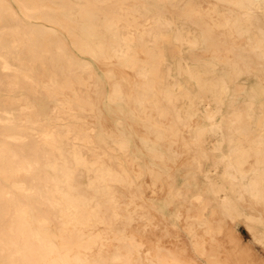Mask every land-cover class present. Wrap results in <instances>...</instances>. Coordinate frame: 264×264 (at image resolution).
Masks as SVG:
<instances>
[{
    "label": "bare ground",
    "instance_id": "obj_1",
    "mask_svg": "<svg viewBox=\"0 0 264 264\" xmlns=\"http://www.w3.org/2000/svg\"><path fill=\"white\" fill-rule=\"evenodd\" d=\"M238 225L264 250V0H0V264H264Z\"/></svg>",
    "mask_w": 264,
    "mask_h": 264
},
{
    "label": "rangeland",
    "instance_id": "obj_2",
    "mask_svg": "<svg viewBox=\"0 0 264 264\" xmlns=\"http://www.w3.org/2000/svg\"><path fill=\"white\" fill-rule=\"evenodd\" d=\"M198 2H200L201 4L205 3V0H197ZM168 50H176V48L174 46L169 45L167 47ZM203 49L201 48H197L194 50H190L187 49L185 51V55L187 57H191V59H194V61H197L198 63H202L205 60V55L203 54V52H201ZM177 57V54L175 53V55L170 54L168 56V61H170V63H174V59ZM220 66V64H218ZM256 74L254 73L252 75L251 79H242V82L246 85L247 88L256 86ZM185 83H191L192 81H188L185 80ZM102 92L103 95L102 96H106V91L108 90L107 84H104V86L102 85ZM194 88V87H193ZM98 95H100V93H98ZM101 96V97H102ZM104 101V98H103ZM199 107L201 108V105H199ZM106 118L110 121L113 119V115L110 114H105ZM112 116V117H111ZM193 119L195 120V124H197L196 127H203L205 124V120L203 119L202 113L201 111L197 112L196 114H193ZM131 122V120H129ZM195 130V128H193V131ZM207 138V137H206ZM135 143V141H133ZM137 144V142H136ZM136 153H134V155H137L139 157V160L141 158L142 164L144 163L146 166H149L150 164L152 165L154 163V161H151L150 158L146 157V156H142V154L138 153L137 151H135ZM171 165H174V172L176 174V178L178 180V184L179 185H184L186 188L187 187H191L192 185H194V182L192 181L194 175H195V162L194 160L191 158V156L188 157L185 156L184 160L182 161V159H176V158H172L171 160ZM173 166H171L172 168ZM201 181V180H199ZM151 201L152 203L155 205L156 208H158L162 213H164L165 215L168 214L169 212H167V209L169 208L170 212H172V210H176V208L180 205V200L179 201H170L167 198V195H165V192L162 191V193H160L159 195L155 196V197H151ZM173 204V205H171ZM166 209V210H165ZM172 214V213H171ZM236 235L240 234V236L243 237V239L245 241H247L248 243H250L251 245H253V247H255L264 257V250L257 244H254L253 242H251L249 240L248 234L246 233L245 228L242 225H238L236 226Z\"/></svg>",
    "mask_w": 264,
    "mask_h": 264
}]
</instances>
